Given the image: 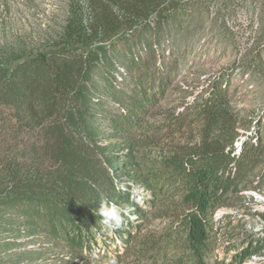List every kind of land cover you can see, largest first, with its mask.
<instances>
[{
	"label": "trees",
	"instance_id": "1",
	"mask_svg": "<svg viewBox=\"0 0 264 264\" xmlns=\"http://www.w3.org/2000/svg\"><path fill=\"white\" fill-rule=\"evenodd\" d=\"M189 1L75 0L67 48L14 66L0 62V221L7 224L16 215L15 225L23 224L31 234L41 231L47 242L89 252L103 224L100 201L135 206L119 183L130 167L134 183L153 200H168L178 213L168 244L175 235L193 264H205L214 244V213L237 206L243 191L264 186V139L245 136L234 148L241 127L222 83L167 119L147 121L158 112L172 72L162 74L159 63L178 59L174 52H162L164 26ZM120 41L125 53H109ZM120 58L125 82L112 89L116 108L97 114L92 95L98 69ZM102 125L113 130L111 137L126 140L129 162L109 160ZM186 134L191 142L183 147L175 135ZM165 135L176 147L146 163V149ZM251 176L259 178L255 184ZM131 226L124 215L116 233L129 240L125 229ZM254 245L259 247L242 257L264 248V233Z\"/></svg>",
	"mask_w": 264,
	"mask_h": 264
},
{
	"label": "rangeland",
	"instance_id": "2",
	"mask_svg": "<svg viewBox=\"0 0 264 264\" xmlns=\"http://www.w3.org/2000/svg\"><path fill=\"white\" fill-rule=\"evenodd\" d=\"M74 1L0 0L2 65L14 66L25 58L67 48L72 41L66 37V27ZM164 30L162 52H174L178 59L159 63L162 74L172 72L168 89L155 108L158 112L153 110L147 121L167 119L172 111L182 110L185 102L202 99L213 84L222 83L241 127L234 148L245 136L256 134L264 139V0H190ZM115 44L109 53H125L122 41ZM122 61L98 69L92 95L97 114L116 108L111 92L113 87H124ZM99 134L110 146L109 160L129 162L126 140L111 137L114 132L108 125H102ZM175 136L183 147L191 142L187 134ZM176 145L165 135L160 144L146 149V163L160 160ZM133 174L129 167L119 182L135 205H119L131 221L132 226L125 229L129 240L103 222L89 252H71L62 243L47 242L41 231L31 234L23 224L15 225L18 217L14 215L7 224L0 221V264H193L178 237L171 235L173 242H167L178 213L165 198L153 200L149 191L133 182ZM258 179L251 176L248 180L255 184ZM263 233L264 186L243 191L237 206L214 213V244L204 263L264 264V248L242 257L243 252L259 247L254 244Z\"/></svg>",
	"mask_w": 264,
	"mask_h": 264
},
{
	"label": "clouds",
	"instance_id": "3",
	"mask_svg": "<svg viewBox=\"0 0 264 264\" xmlns=\"http://www.w3.org/2000/svg\"><path fill=\"white\" fill-rule=\"evenodd\" d=\"M97 213L102 217L106 225H110L113 229L120 227L124 223V209L119 205L109 202L107 199L100 201Z\"/></svg>",
	"mask_w": 264,
	"mask_h": 264
},
{
	"label": "built area",
	"instance_id": "4",
	"mask_svg": "<svg viewBox=\"0 0 264 264\" xmlns=\"http://www.w3.org/2000/svg\"><path fill=\"white\" fill-rule=\"evenodd\" d=\"M219 215H216V217H218Z\"/></svg>",
	"mask_w": 264,
	"mask_h": 264
}]
</instances>
